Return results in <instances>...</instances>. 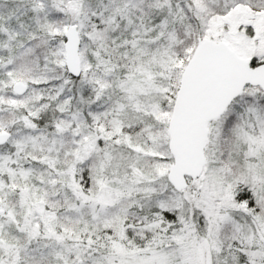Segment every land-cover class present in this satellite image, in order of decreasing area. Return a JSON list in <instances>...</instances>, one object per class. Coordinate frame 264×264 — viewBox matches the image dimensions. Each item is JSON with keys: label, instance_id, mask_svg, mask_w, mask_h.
I'll return each mask as SVG.
<instances>
[{"label": "snow or ice", "instance_id": "obj_1", "mask_svg": "<svg viewBox=\"0 0 264 264\" xmlns=\"http://www.w3.org/2000/svg\"><path fill=\"white\" fill-rule=\"evenodd\" d=\"M0 264H264V0H0Z\"/></svg>", "mask_w": 264, "mask_h": 264}]
</instances>
